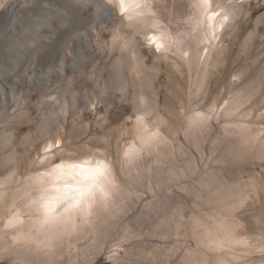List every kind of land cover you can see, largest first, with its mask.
Masks as SVG:
<instances>
[{
    "label": "rangeland",
    "instance_id": "rangeland-1",
    "mask_svg": "<svg viewBox=\"0 0 264 264\" xmlns=\"http://www.w3.org/2000/svg\"><path fill=\"white\" fill-rule=\"evenodd\" d=\"M156 1L149 10L158 21L150 28L152 41L165 42L146 47L143 35L133 39L145 56L146 71L137 76L154 80L156 110L138 113L131 86L120 100L117 84L137 69L130 27L115 29L108 38L122 40L124 49L115 51L121 50L122 64L92 55L94 73L104 79L97 92L85 76L73 77L80 91L103 102L94 108L81 104L52 126L51 137L39 129L45 126L37 106L41 93L32 87L21 91L27 117L16 116L7 129L15 135L14 174L0 154V178L11 179L8 191L17 192L30 174L49 168L41 161L46 141L57 146L47 154L50 167L92 158L110 164L112 178L75 218L45 228L34 224L31 235L17 236V254L0 249V264H264V21L255 22L264 15V0H244L234 30L213 24L210 9L196 2L190 7L193 0ZM69 2L49 3L33 18L16 21L14 33L39 43L69 32L68 40L81 48L88 24L73 29ZM13 38L2 40L6 48ZM160 42L169 46L167 59H156ZM200 45L208 58L190 66L189 49ZM13 61L7 56L2 63L9 70ZM140 114L152 127L136 128ZM19 195L0 204L3 228L17 223L19 206L28 202Z\"/></svg>",
    "mask_w": 264,
    "mask_h": 264
},
{
    "label": "bare ground",
    "instance_id": "bare-ground-1",
    "mask_svg": "<svg viewBox=\"0 0 264 264\" xmlns=\"http://www.w3.org/2000/svg\"><path fill=\"white\" fill-rule=\"evenodd\" d=\"M59 1L62 0H0V154L2 155V164L12 166L11 173L13 174L16 172L17 166L16 150L14 149L15 135L13 131L7 132V129L16 116L27 117V113L21 111L26 105V101L21 98V91L26 87H32L41 93V99L37 106L40 108L39 121L45 123V126L39 129L45 133L47 138L51 137L55 134L52 126L56 125L59 119L73 115L81 104L94 108L95 104L99 105L103 102L94 99L93 94L86 90L80 91L77 79L75 80L73 77L85 76L97 92L104 79L102 73H94L97 62H94L92 55L101 54V56L114 57L112 60L115 59L122 64L123 54L120 53L121 50L118 51L124 49L121 44L122 40L108 39L115 29L123 31L126 27L132 28L131 52L134 56L135 65L134 63L133 65L137 66V69H130L129 72H126L123 75V82L117 84V89L122 96L119 99L126 100L127 87L131 86L134 89L133 106L138 113L141 110H146L150 114L156 108L158 96L153 90L154 80L142 78L143 81H140L137 76L146 71L145 56L139 44L133 40L136 35H143L146 47L154 46L158 40L163 41L161 37L155 42L152 41L156 35L152 33L153 31L151 32L150 28L158 23L157 18L154 19L149 15L153 0H71L69 3L71 4L70 14L71 22L74 25L73 29H77L78 24L82 21L88 24L86 31L81 36V48L77 47L76 42L68 40L70 39L69 32L66 37L59 35L51 38V41H47V39L46 41L41 40L39 43L32 41V38H19L20 33L16 31L14 33L12 26L16 21L33 18L36 12L45 8L49 3ZM194 2L196 5L198 3L202 7L205 6V9L207 6L210 9L208 12L213 24L217 23L218 26H225L224 28L227 29L229 27L233 30L236 29L237 20L244 13V0H193L190 4L188 3L190 7ZM189 5L184 4L182 10L185 13L190 11ZM263 21L264 15L255 22L258 25ZM177 23L180 25L179 22ZM15 29L17 28L15 27ZM12 36H14L12 45H8L7 49L2 40ZM251 38L252 34H249L246 42ZM161 45H163L162 48L157 51V60L167 59V52H169L168 45L163 43ZM220 48L217 52L221 50ZM116 49L118 52H115ZM80 50H82L81 54H79ZM7 56L15 58L14 65L9 70L2 63V60ZM207 58L208 53H205L204 48L200 45L189 49L186 60L190 66H196ZM69 74H71V78L67 79ZM147 89L151 90L149 96L146 95ZM220 98L215 99L213 103L220 102ZM156 124L158 127V119H156ZM152 125L146 121V115L140 114L135 120L136 128L143 131ZM56 147L55 143L46 141L43 147L45 154L41 161L49 168L38 174H30L29 180H26L25 183L23 181L24 184L22 183V187L17 190L20 193L19 197L26 196L28 202L19 206L20 214L17 216L16 224L8 228H3L0 224V249L2 251L17 254L19 250L16 243L17 236H29L36 223L38 228H45L53 222L75 218L82 209L83 203L97 201L101 191L111 180V173L106 169V166L110 164L108 165L102 160L80 158L50 167L52 158L47 154L57 149ZM100 163H103L105 168L101 167ZM10 183V175L0 178V204L5 205L8 197L12 199L17 193L15 190L8 191ZM30 186L37 191L35 196L32 195L33 189ZM71 187H74V191L71 190ZM75 189L78 191L76 192ZM10 209L11 207L8 206L7 211ZM26 213L32 215L31 220L27 221L28 219L23 218Z\"/></svg>",
    "mask_w": 264,
    "mask_h": 264
}]
</instances>
